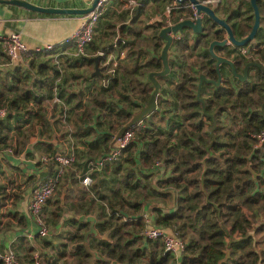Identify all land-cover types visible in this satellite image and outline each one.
Here are the masks:
<instances>
[{
    "label": "trees",
    "instance_id": "1",
    "mask_svg": "<svg viewBox=\"0 0 264 264\" xmlns=\"http://www.w3.org/2000/svg\"><path fill=\"white\" fill-rule=\"evenodd\" d=\"M169 1L141 0L139 5L126 8L127 0H112L88 46L93 57L102 51L101 60L111 50H117L118 57L124 50L127 52L126 57L119 59L113 74H103L109 69L105 65L100 68L101 74L90 76L107 80V84L92 90V105L98 112L95 123L111 132L88 143L86 152L75 148L76 161L60 176L59 162L53 158L58 151L49 143L43 144L45 155L33 158L37 174H25L24 161L0 159V209H4L0 215L1 233L28 226L24 217L8 208L9 203L23 199L25 184L34 191L43 178H58L54 198L48 199L43 208V212L51 209L54 224L61 220L65 207L74 212L91 209L98 220L91 229L88 222L75 221L80 226L79 232L69 234L65 242L53 249L59 248L62 256L68 253L73 260L71 264H176L174 255L164 252L161 240L143 235L148 225L144 213L152 216L153 225L175 233L184 241L180 264H264V144L258 145V136L264 131V68L251 67L255 74L242 81L229 64L222 63L221 83L214 84L211 80L218 81L219 73L209 46L213 39H224L225 31L208 17L202 33L192 35L191 29H184L181 40L174 41L173 56L169 55L171 70L158 78L161 88L157 108L130 127L135 131L132 142L117 160L101 170L93 172L90 168L113 150L115 145L112 148L110 145L114 144L116 134L144 108H139L138 101L147 104L151 97L154 85L149 75L164 69L161 53L165 41L160 32L168 25L166 18L144 25L143 16L152 6L162 14ZM61 4L80 7L77 0ZM258 6L261 26L250 45L215 49L220 55L226 52L238 72L243 73L249 62L264 63V0H259ZM119 7L129 17V22L125 18L121 25L112 20V13ZM216 12L227 20L237 39L251 32L255 19L250 0H239L235 7L227 0V5L223 3ZM108 28L112 29V35L118 31L120 35L109 45L102 43ZM125 36L130 39L125 40ZM203 43L208 47L200 52L198 48ZM68 48L71 45L65 46L66 51ZM243 49H250L252 56H246ZM59 51L63 50L22 57L29 58V67L24 72L0 70V107L10 108L0 120V151L12 148L17 157L27 159L32 154L31 141L51 133L52 122L43 102L49 101L56 108L55 95L63 99L62 88L57 84L61 73L56 62L74 58L69 52L58 56ZM190 51H197V58L189 57ZM93 57L85 54L79 58L94 67ZM37 60L45 63H39L40 75L32 77L31 68ZM201 75L210 81H203L198 97ZM34 86L39 89H32ZM43 88L45 92L41 95ZM176 110L177 114L170 117L174 125H170L165 113ZM67 113L66 116L61 112L65 123H78L87 116L89 122H94L91 109L79 119L71 118L69 110ZM178 118L183 121L175 120ZM85 153L89 159H82ZM44 156L49 160H43ZM88 171L93 178L91 186L88 190L83 188L81 200L69 203L71 193L63 197L64 190L71 192L69 183L74 186L81 183ZM43 216L45 219L44 213ZM92 230L96 232L94 238L89 236ZM31 241L21 235L9 247L21 264L36 263L35 256L29 257L35 250ZM5 247H0V252L8 249ZM18 256L24 258V263Z\"/></svg>",
    "mask_w": 264,
    "mask_h": 264
},
{
    "label": "crops",
    "instance_id": "2",
    "mask_svg": "<svg viewBox=\"0 0 264 264\" xmlns=\"http://www.w3.org/2000/svg\"><path fill=\"white\" fill-rule=\"evenodd\" d=\"M62 1L65 2L66 0H35V2H37L36 4L38 5L54 7H62ZM91 1L92 0L86 2V4L89 5L90 3H92ZM57 3L61 4V6ZM86 4L84 3V5ZM121 4H123V2ZM84 5L79 6L84 7ZM152 8L154 9L153 6L150 8L148 7L147 10ZM82 17L83 15H42V13L30 11L20 6L0 3V33L9 34L14 31L19 32L22 34L24 43L30 48L45 46L48 43H52L57 45V50L60 49L65 52H70L71 48H68V51L65 50L66 45H64L63 43L64 38L80 25ZM1 47L0 70L6 72L10 71L12 73H15L17 70H19L20 72H24L27 70V68L29 67V59L20 58L14 62H11L8 60L7 55ZM124 51L126 52V50ZM99 54H102V51H99L98 55ZM86 56L93 57L92 53L87 51ZM117 56L118 54H112L109 57L115 58ZM44 61L45 60L39 62L37 60L35 62V66L31 68L32 77L33 75L34 77H38L40 75L39 63L40 65H43L45 63ZM106 61L107 58L105 60H100V68L102 66H105ZM60 62H56V68L61 73V75L57 79V84H59L62 88L63 99L61 98V102L55 101L54 99V102L57 103L56 108L50 106L48 104L49 101L43 102L44 108L48 114V118L52 122L51 133L40 135L36 138V140L31 141L32 143L29 146V151L32 153L30 155L32 158L28 157L27 159H25L24 157H17L15 155V152L9 155L6 154L3 158H1L2 160L8 158L10 160H13L14 163H19L20 160L24 161L29 168L33 169L34 174H37L36 172L38 171L36 166H34L35 162H33V156L35 159H39V156H43L46 154H44L45 151L43 149V144H52L53 148L58 151L57 153H66L72 147L76 148L79 152H86V146L88 143L94 142L97 139L101 138L103 135L111 132L109 128L103 126L100 127L95 123V121H97L96 119L98 112L92 105V90H94L95 88L98 89L95 83L97 80L99 81L100 79H102V76L95 78L90 77L98 76L94 75V72L91 73L93 69L94 71L96 69L95 61L93 63L94 67H91V64H89L87 61L81 62V58H70L69 61H67V59H63ZM53 63L51 62L50 64ZM108 70L104 71L103 74H108ZM10 80H12V78H10ZM32 89L38 90L39 88L37 86H34L32 87ZM44 92L45 88H43L42 92H40L41 95H44ZM89 109H91L92 113L94 114L92 117L94 122H89V116H87L86 118H84V121L80 120L78 123H65L63 116L61 115V112H65L64 115L67 116V112L69 110L71 113V118L75 117L79 119L81 115L83 113H87V110ZM90 129H93L94 131L91 132ZM114 145L115 138L114 144L110 145V147L112 148ZM82 159H89V155H86L85 153ZM74 169L76 171V168ZM76 174H78V176H81L80 171H76ZM80 182L81 183H78L75 186L72 184L71 186H69V188H73L71 192H69L68 189L64 190L63 197L66 195V193H71V199L69 203L81 200L82 198L80 195L83 188H86L87 190L89 189L90 186H86L84 183H82V181ZM30 188L26 190L29 191ZM32 193L33 191H29L27 196L24 195L22 200L16 202L15 204L8 205L9 209L18 212L17 214H19L20 217L22 216L26 219V222L28 221V226L25 229L22 227H16L14 228V230L7 233L0 232V247H12V244L17 240L18 236H27V231L35 232L37 236L36 232L38 228L29 212V201ZM1 211L3 212L2 209ZM68 212L69 213L66 212L65 215L63 214L60 222L54 228V234L58 233V237L53 241H50H52L55 246H57L60 242L67 240V237L59 236L61 235V232L66 231L69 234L77 233L79 232L80 227L78 223L83 222H88L91 229L98 221L96 219V214L92 212L91 209L87 211L86 208H84L75 212L69 209ZM70 218H72V220H70ZM75 221H77L78 223H76ZM80 230L84 231L85 229ZM92 232L95 233V230H92ZM31 243L35 246L32 241Z\"/></svg>",
    "mask_w": 264,
    "mask_h": 264
},
{
    "label": "built area",
    "instance_id": "3",
    "mask_svg": "<svg viewBox=\"0 0 264 264\" xmlns=\"http://www.w3.org/2000/svg\"><path fill=\"white\" fill-rule=\"evenodd\" d=\"M35 2V0H29ZM46 1V0H44ZM51 1V0H47ZM223 0H199L200 3L212 7L215 11L219 4ZM112 0H100L93 11L89 14L83 15L82 20L78 28H76L71 34L64 38V45H71V51L68 53L74 58H79L86 54V49L94 39L95 28L99 19L106 14L111 5ZM141 0H127L125 7L129 8L132 5H139ZM91 3L88 5L90 6ZM86 7V6H84ZM207 17L204 11L198 12L196 4L190 0H171L169 4L165 6L164 14L159 15L158 19L166 18L167 25H174L178 22L190 19L196 21L198 18L205 20ZM191 34L196 35L192 30ZM182 33L177 32L173 34L174 41L181 40ZM0 41L2 42L3 51L7 55L11 62L16 61L25 56H30L33 53H40L46 50H57V45L48 43L45 46H37L34 48L28 47L22 38V34L19 32H11L9 34L0 33ZM65 51H60L57 55L64 54ZM124 52V51H123ZM122 53V52H121ZM103 54V53H102ZM101 54V55H102ZM106 66H109L108 72L113 74L115 68L119 64V59L124 58V54H120L118 57L110 58L106 57ZM104 84H107V80H104ZM55 101H62L57 95H55ZM7 107H0V120L4 119L8 115ZM135 137V131L128 128L119 138H115V146L113 150L98 158L92 168L93 170H101L106 164L111 161H115L121 155L125 148L132 142ZM264 144V131L258 136V145ZM12 148L0 151V159L6 154H12ZM59 162L60 173L63 174L64 168L73 164L77 157L75 148H70L66 153H57L54 157ZM43 160H49L44 156ZM35 162V160L33 161ZM93 178L90 171L85 174L82 179V183L86 186H91ZM58 178H43L37 184V188L33 191L29 201V212L37 225V236L40 238H46L50 235V228L43 216V208L48 199L52 198L56 192ZM148 223L147 227L143 231V235L146 238L161 240L163 242V248L165 253H171L177 260L176 264H180V257L185 249V243L175 233L169 232L167 229L153 225L152 216L149 213L143 215ZM26 235L29 239L36 238L35 232L27 231ZM36 263L42 264V262L35 256ZM0 260L3 264H21L15 253L8 248L4 252H0Z\"/></svg>",
    "mask_w": 264,
    "mask_h": 264
},
{
    "label": "water",
    "instance_id": "4",
    "mask_svg": "<svg viewBox=\"0 0 264 264\" xmlns=\"http://www.w3.org/2000/svg\"><path fill=\"white\" fill-rule=\"evenodd\" d=\"M99 1L100 0H93L91 5L86 6V7L43 6V5H38V4L31 2L29 0H0V3H6L9 5L20 6V7L27 9V10L42 13V14L86 15L95 9V7L97 6ZM190 1L193 2L194 4H196L198 12L204 11L209 19H211L216 24H218L222 28H224L228 32L229 40L235 46H238V47L247 46L252 40H254V38L256 37L258 30L261 26V20L262 19H261L260 9L258 6L259 0H250L251 5L254 9L255 21H254L251 32L242 39H237L235 37L233 30H232L231 26L228 24L227 20L220 17L212 7L200 3L199 0H190ZM184 29H191L196 35H198L204 31V20H202V18H198L196 21L187 19V20L178 22L174 25H168L161 30L160 37L163 38V40L165 41V45H164L162 53H161V59L163 61L164 69L162 71H153L150 73L149 77H150V80L152 81V83L154 85V90L151 94L150 99L148 100L145 107L140 112H138L137 114L134 115V117L132 118L130 123L127 126L123 127L118 132V134L116 135V138H119L128 128H130V127L134 126L135 124L141 122L146 116L151 114L157 108V100H158V96H159L160 88H161V82L159 81L158 78L161 76L167 75L171 70V66H170V62H169V54H170V49L174 43L173 34H176L177 32L182 33L184 31ZM226 44H227V39H225L223 41L213 40L209 46L210 53L217 60L216 69L219 73V80L218 81H215V80L212 81L216 85H220V83H221L220 65L222 63L229 64L232 67V70H233L235 76L240 78V80H242V81L247 80L250 67H252V66L264 67V64L262 62H255L254 61V62H249L245 66L244 73L238 72L235 65H234V62L230 58L222 56L215 51L216 46H225ZM93 59L95 61V68H96L93 74L99 75V74H101L99 63H100V60L102 59V55L99 54V55L95 56ZM204 80H207L206 76L201 75L200 76L199 89H198V97H200L201 88H202V84H203ZM207 81H210V80H207ZM262 111L264 113V104L262 106ZM69 186H71V182H70ZM0 204H1V197H0Z\"/></svg>",
    "mask_w": 264,
    "mask_h": 264
},
{
    "label": "rangeland",
    "instance_id": "5",
    "mask_svg": "<svg viewBox=\"0 0 264 264\" xmlns=\"http://www.w3.org/2000/svg\"><path fill=\"white\" fill-rule=\"evenodd\" d=\"M78 1V4L77 5H84V3L86 4V2H89L90 0H77ZM93 1V0H92ZM91 1V2H92ZM171 1V0H170ZM170 1L168 2V4L170 3ZM233 2V4H234V7L235 6H238V4H239V0H228V2ZM124 3V2H123ZM224 3V5H227V0H223L222 1V3L221 4H219L218 5V7L220 6V5H222ZM122 5V4H121ZM84 6H88L87 4L86 5H84ZM119 6V5H118ZM134 6H137V5H132V6H130L129 8H132V7H134ZM217 7V8H218ZM150 8V7H149ZM123 8L122 7H119V8H117L116 9V12H114V13H112V20L113 21H115L118 25H121V24H123V20L125 19V18H127V20H126V22H129V17H128V15L125 13V11L126 10H122ZM165 10V9H164ZM163 10V11H164ZM157 11V9H148L147 10V13L143 16V22H144V25L145 24H147V23H153V22H155V21H157V20H161V19H158V16L159 15H163L164 14V12L162 13V12H160V13H162V14H159L158 12H156ZM217 13V12H216ZM208 17V16H207ZM81 20H82V18H81ZM253 20V19H252ZM141 25H143V24H141ZM78 28V27H77ZM99 29H101V28H99ZM114 30H116L117 31V27L114 29ZM73 32V31H72ZM71 32V33H72ZM110 32H112V29L111 28H108V34H105V36L103 37L104 39H103V41H102V43H104V44H107L108 43V45L109 44H112L113 42H115V41H117V39L120 37V35H119V31L117 32V34L116 35H112ZM70 33V34H71ZM125 40L126 39H130L128 36L126 37L125 36V38H124ZM254 43H255V41H254ZM108 45H105V46H108ZM201 46H203V47H201ZM201 47V48H200ZM207 45H204V43L201 45L200 44V46H199V48H198V51H202L203 52V50L205 51L206 49H207ZM89 49H90V51H89ZM172 47H171V49H170V54L169 55H171V56H173V52H172ZM86 51L87 52H90L91 53V48H88L87 47V49H86ZM195 52H197V51H195ZM193 53L192 51H190L189 53H188V56L189 57H196L197 55H196V53ZM242 52L243 53H245V54H248V49H243L242 50ZM123 54H124V57H126V55H127V52H122ZM121 53V54H122ZM117 55L118 54V51L117 50H111L110 51V53L107 55V56H110V55ZM197 58V57H196ZM29 59V58H28ZM189 59H191V58H189ZM123 62V61H122ZM264 64V63H263ZM92 67V66H91ZM108 73V72H107ZM255 74V71H252V73H251V75L253 76ZM101 85H103V81H102V79H100L99 81L97 80V87H102ZM166 86V85H165ZM138 103H139V108L140 107H145V102H143L142 100H139L138 101ZM169 105V104H168ZM167 105V106H168ZM137 109L138 108H135L134 109V111H137ZM9 110H10V108H9ZM161 110V109H160ZM177 112H178V110H176V111H173V112H170V111H168V112H166L165 114H167L168 115V117H169V119H170V117L171 116H175V113L177 114ZM161 114H162V111L160 112ZM175 120H177V121H183V119H175ZM166 121L165 122H163V125L165 126L166 125ZM169 123H170V125H174V121H172L171 119L169 120ZM103 127H105L104 125H103ZM45 150H46V148H45ZM39 157H41V156H39ZM32 158V157H31ZM34 158V157H33ZM75 165V164H74ZM70 166H73V165H70ZM70 166H67V167H65V169H64V171L66 170V169H68V168H70ZM22 168H23V170H24V173L25 174H27V175H30L32 172H33V169H31V168H29L28 166H27V164L25 163V164H23L22 165ZM93 172H95V170L93 171ZM28 188H30V185L29 184H25V186H24V188H23V195H25V196H27V194H28V192L29 191H33V189H29V191H27L26 189H28ZM16 191H18V189H16ZM11 203H9L8 205H10ZM2 210H4V209H2ZM69 211V209L68 208H63V210H62V214H66V212L67 213H69L68 212ZM1 213H2V211H1V209H0V215H1ZM44 215H45V221L47 222V224L49 225V228H50V235L47 237V238H40V237H36V238H34V239H32V242L35 244V250L30 254V258L32 257V259L34 258V256H37V258L42 262V264H71L72 262H73V260H72V258L71 257H69V254L67 253V256H62L61 254H60V250H59V248H58V250L57 251H55V250H53V249H55L56 248V246H53L54 245V243L52 242L54 239H56L57 237H58V233L57 234H54V228H55V226L60 222H58V223H55L54 224V221L52 220V219H55L54 217H52L51 216V209L49 208V209H45L44 210ZM50 218H52V219H50ZM153 219H155L154 218V216H153ZM70 220H72V218H70ZM64 222H66V221H64ZM64 225H65V223H64ZM70 227V226H69ZM66 231H63V232H61L60 234L61 235H59V236H68L69 235V233L68 232H66ZM96 233V232H95ZM95 233H90L89 234V236H92L93 238L96 236V234ZM50 240H52V241H50ZM96 241H98V239L96 240ZM63 242H65V241H63ZM61 245V244H60ZM58 247V246H57ZM19 257V256H18ZM20 258V257H19ZM24 258L23 257H21L20 258V260L24 263V260H23Z\"/></svg>",
    "mask_w": 264,
    "mask_h": 264
},
{
    "label": "flooded vegetation",
    "instance_id": "6",
    "mask_svg": "<svg viewBox=\"0 0 264 264\" xmlns=\"http://www.w3.org/2000/svg\"><path fill=\"white\" fill-rule=\"evenodd\" d=\"M219 27L221 28V29H223L224 31H225V38L224 39H213V40H219V41H223V40H225V39H227V44L224 46V47H230V48H232V47H238V46H235L230 40H229V35H228V32L224 29V28H222L220 25H219ZM253 41V40H252ZM254 43V42H253ZM250 45V44H249ZM216 47H219V46H216ZM216 47H215V49H216ZM216 51V50H215ZM245 54V53H244ZM227 54H226V52H224V55H222V56H225V57H227L226 56ZM246 56H252V51H250V49H248V54H246ZM227 58H229V57H227ZM258 58V57H257ZM252 62H254V61H252ZM255 62H258V61H255ZM216 63H217V61H216ZM263 63V62H262ZM252 67H257V66H252ZM251 68V67H250ZM250 68H249V74H248V76L251 74V71H253V70H250ZM259 68H264V67H259ZM234 73V72H233ZM240 73H242V72H240ZM244 73V72H243ZM235 75V74H234ZM240 79V78H239ZM248 79V78H247ZM208 80V79H207ZM211 81H213V80H211ZM216 81V80H215ZM200 83V82H199ZM215 84V83H214Z\"/></svg>",
    "mask_w": 264,
    "mask_h": 264
}]
</instances>
